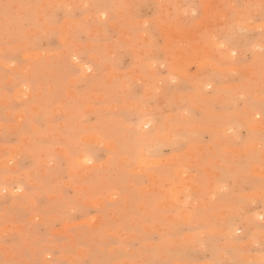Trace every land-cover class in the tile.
<instances>
[{
    "label": "rangeland",
    "instance_id": "rangeland-1",
    "mask_svg": "<svg viewBox=\"0 0 264 264\" xmlns=\"http://www.w3.org/2000/svg\"><path fill=\"white\" fill-rule=\"evenodd\" d=\"M263 54L264 0H0V264H262Z\"/></svg>",
    "mask_w": 264,
    "mask_h": 264
},
{
    "label": "bare ground",
    "instance_id": "bare-ground-1",
    "mask_svg": "<svg viewBox=\"0 0 264 264\" xmlns=\"http://www.w3.org/2000/svg\"><path fill=\"white\" fill-rule=\"evenodd\" d=\"M213 4V3H212ZM212 9V8H211ZM210 11V10H209ZM239 12V11H238ZM94 13V12H93ZM204 15V14H203ZM217 19V18H216ZM249 22V21H248ZM217 24V23H216ZM261 29V28H260ZM204 31V30H203ZM189 32H190V30H189ZM228 33V32H227ZM195 35V34H194ZM238 38V37H237ZM206 39V38H205ZM210 39V38H209ZM234 40V39H233ZM130 41V40H129ZM200 43V42H199ZM198 44V43H197ZM201 44V43H200ZM130 46V45H129ZM200 46V45H199ZM195 47V46H194ZM252 47V46H251ZM128 48H130V47H128ZM232 49V48H231ZM251 49V48H250ZM130 50V49H129ZM253 50V49H252ZM75 51V50H74ZM218 51V50H217ZM208 53V52H207ZM264 55V54H263ZM96 58V57H95ZM94 58V59H95ZM183 58V57H182ZM218 59V58H217ZM227 59V58H226ZM209 60V59H208ZM233 60V59H232ZM71 62V61H70ZM226 62V61H225ZM203 63V62H202ZM145 64V63H144ZM196 64V63H195ZM226 67V66H225ZM216 70H217V68H215ZM86 70V69H85ZM248 70V69H247ZM146 71V70H145ZM175 73V72H174ZM177 73V72H176ZM198 74V73H197ZM80 75V74H79ZM153 77V76H152ZM130 78V77H129ZM220 78V77H219ZM155 79V78H154ZM215 79V78H214ZM181 80V79H180ZM190 82H192V81H190ZM202 82H203V80H202ZM180 84V83H179ZM196 84V83H195ZM212 84V83H211ZM155 87V86H154ZM115 92V91H114ZM232 93V92H231ZM98 95V94H97ZM176 95V94H175ZM198 95V94H197ZM196 96V95H195ZM204 97V96H203ZM202 97V98H203ZM104 99V98H103ZM181 101V100H180ZM232 103V102H231ZM141 105V104H140ZM93 110H94V108H93ZM193 111V110H192ZM160 112V111H159ZM207 113V112H206ZM258 115V114H257ZM165 116V115H164ZM167 117V116H166ZM166 117H165V119H166ZM229 118V117H228ZM255 118V117H254ZM257 120V119H256ZM150 121V120H149ZM145 123H147V122H145ZM261 123V122H260ZM128 124V123H127ZM148 124V123H147ZM130 125V124H129ZM143 125V124H142ZM151 125V124H150ZM181 125V124H180ZM189 125H191V124H189ZM208 125V124H207ZM255 125V124H254ZM123 126H125V125H123ZM213 126V125H212ZM246 126V125H245ZM257 126V125H256ZM131 127V126H130ZM136 127V126H135ZM144 127V126H143ZM147 127V126H146ZM225 127V126H224ZM255 129H256V127H254ZM263 128V127H262ZM146 129V128H145ZM179 129V128H178ZM226 129H228V127L226 128ZM250 129V128H249ZM230 130V129H229ZM227 132H228V130H227ZM165 134V133H164ZM143 135V134H142ZM166 136V135H165ZM172 137V136H171ZM185 139V138H184ZM238 139V138H237ZM152 142V141H151ZM110 143V142H109ZM113 149V148H112ZM149 149V148H148ZM81 150V149H80ZM84 151V150H83ZM262 152V151H261ZM84 153V152H83ZM263 154V153H262ZM81 158V157H80ZM155 158V157H154ZM80 160V159H79ZM141 160V159H140ZM152 160V159H151ZM8 161V160H7ZM123 161V160H122ZM6 162V161H5ZM150 163V162H149ZM7 164V163H6ZM78 164H80V163H78ZM141 164V163H140ZM142 165V164H141ZM144 165H145V163H144ZM88 166V165H87ZM136 171V170H135ZM142 173V172H141ZM149 174V173H148ZM15 188V187H14ZM109 196V195H108ZM84 220V219H83ZM93 221V220H92ZM88 223V222H87ZM188 239V238H187ZM191 240V239H190ZM185 247V246H184ZM187 248H189L188 246H187ZM182 251V250H181ZM80 253V252H79Z\"/></svg>",
    "mask_w": 264,
    "mask_h": 264
},
{
    "label": "snow or ice",
    "instance_id": "snow-or-ice-1",
    "mask_svg": "<svg viewBox=\"0 0 264 264\" xmlns=\"http://www.w3.org/2000/svg\"><path fill=\"white\" fill-rule=\"evenodd\" d=\"M89 71H90V69H89ZM85 162L86 163H91V160H89L87 157L85 158ZM261 219H264V217H261ZM262 264H264V262H262Z\"/></svg>",
    "mask_w": 264,
    "mask_h": 264
}]
</instances>
